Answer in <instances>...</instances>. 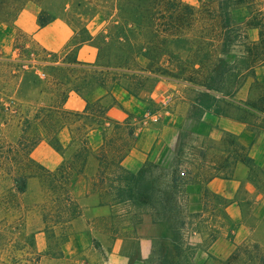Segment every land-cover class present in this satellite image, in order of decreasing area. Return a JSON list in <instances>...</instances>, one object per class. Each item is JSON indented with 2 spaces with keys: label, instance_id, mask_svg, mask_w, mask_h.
I'll use <instances>...</instances> for the list:
<instances>
[{
  "label": "rangeland",
  "instance_id": "374dc122",
  "mask_svg": "<svg viewBox=\"0 0 264 264\" xmlns=\"http://www.w3.org/2000/svg\"><path fill=\"white\" fill-rule=\"evenodd\" d=\"M89 1L52 0L44 10L53 18L48 25L32 34L16 30L12 47L8 45L7 52L0 51V264H115L110 255L113 249H117L119 257L127 259V264H207L208 261L216 264L205 253L212 236L232 240L235 227L225 219L223 200L204 193V179L210 173L230 171L232 159L227 152L234 150L231 145L233 139L225 135L220 142L212 143L206 138L200 141L199 121L194 117V100L198 97L199 88L169 78H161L159 82L165 79L185 86L180 88L171 84V89L160 93L159 101L153 100L154 104L146 107L161 121L172 115L181 129L172 149L165 151L157 162L149 160L160 166L147 175V180L158 177L151 185V193L155 187L165 183L168 174L175 169L177 174L184 173L180 177L185 180V185L177 188L175 209L153 223L150 253L147 256L143 254V249L149 248V244L144 247L138 240L135 225L143 214L151 219L152 210L148 205L125 201L105 212L101 218L91 217L93 233L81 243V252L72 256L62 254L63 244L85 224L86 216L79 218L82 207L78 201L86 192L90 179H94L103 164L106 165L105 177L109 179L108 173L113 171L110 159L114 160L131 143V138L125 134L124 124L116 129L105 124L106 130H103L93 121L88 127L84 124L90 115L85 120L62 114L57 116L59 130L56 138L59 139L58 133L64 127L69 132V142L61 144L58 140L59 145L50 138L46 139L52 134H45L35 125L37 122H33L34 114L52 105L55 99L48 90L53 77L41 51L60 54L68 42L74 44V33H78L77 39L85 27L91 35H96L103 31L112 17L105 20L108 8L99 6L102 3L108 5L110 0L107 3ZM23 9L27 18L35 12L38 16L42 11L32 1L27 2ZM230 18L235 33L228 39L233 43L229 64L239 67L240 43L246 40L237 34L243 31L249 41L255 40L256 36L253 29L245 27L247 13L244 8L233 11ZM234 55L236 58L232 57ZM263 81L264 67L256 69L253 79L248 78L245 84L235 79L229 89L230 95L226 97L230 100L229 106L222 103H216V106L229 116L249 122L264 134V115L245 104L255 100ZM236 87L238 89L234 91ZM165 97H170L171 102L163 110L159 103ZM93 99L91 96L90 100ZM39 136L43 140L31 147L30 143ZM69 166V170H64L69 171L70 180L62 190L56 179L63 167ZM43 170H48L50 175L42 176ZM259 171L253 170L258 190L264 188V176ZM162 173L167 175L161 177ZM20 175L26 176L23 192L18 190L20 182L16 181ZM65 194L68 201L64 200ZM103 196L104 200L109 199V194ZM97 197L92 203L98 201ZM237 197L243 200L241 208L245 225L253 227L261 212L259 206L252 204L244 190H240ZM88 214L89 217L93 215L92 212ZM253 244L248 241L236 245L244 248L235 256L234 247L232 256L228 258L230 264H256L258 255L250 248ZM245 248L256 258L249 260L248 254L244 253ZM259 250L264 253L260 247Z\"/></svg>",
  "mask_w": 264,
  "mask_h": 264
},
{
  "label": "trees",
  "instance_id": "16d2710c",
  "mask_svg": "<svg viewBox=\"0 0 264 264\" xmlns=\"http://www.w3.org/2000/svg\"><path fill=\"white\" fill-rule=\"evenodd\" d=\"M29 1L42 8L36 18L38 29L48 25L53 18L44 10L52 0H0V23L13 26L18 14ZM99 1L107 3L109 0ZM102 4L99 6L108 8L105 20L112 16L103 31L91 35L84 27L77 39L78 33H74V44L68 42L60 54L41 51L53 77L48 90L55 95V99L52 105L41 108L34 114L33 122H37L35 125L43 129L45 134H52L46 139L50 138L56 145H59L56 138L59 130L57 116L61 114L84 120L90 115L84 124L88 127L96 121L103 130H106L105 124L107 127L112 125L115 129L119 128L120 123L107 118V107L100 102L103 97L111 96L114 87L122 88L129 96L147 105L154 104L150 92L161 78L194 85L199 88L198 97L194 100V117L199 121L204 111L209 109H213L217 115H227L216 103L229 106L230 100L226 97L230 95L232 82L238 79L245 84L248 78L253 79L256 69L264 67V0H110L108 5ZM239 8L246 10L245 27L253 29L256 38L249 41L243 31L237 34L246 40L240 43V65L237 67L229 64L233 43L228 39L235 33L232 31L230 15ZM84 44L96 50L95 59L91 63L77 58L78 49ZM232 57L236 58L235 55ZM253 82L256 83V80ZM260 86L262 89L255 100L245 104L264 115V81ZM237 89L236 87L234 91ZM70 93H75L85 101L82 112L63 109ZM91 96H94L92 101ZM112 104H115L113 99ZM238 119L251 130H260L253 128L249 122ZM121 124L125 125L126 136L131 138L134 127L128 121ZM42 140L39 136L30 146L35 147ZM231 145L234 150L227 153L233 166L243 155V148L238 147L234 141H231ZM128 149L129 145L114 160L110 159L113 171L108 173L109 179L105 177L106 165L103 164L94 179H90V190L98 195L101 203L134 201L148 205L152 210L151 221L156 223L175 209L177 188L185 185V180L180 177L184 173L177 174L173 169L168 174L167 181L160 187L153 186L150 193L151 185L158 177L147 180V175L160 165L145 161L137 172L131 173L120 164ZM64 168L69 170L70 166L63 167L56 179L62 190L70 180V173ZM43 172L44 177L50 175L48 170ZM166 175L167 173L160 174L161 177ZM218 176L228 178L229 174L210 173L204 181ZM25 177L20 175L16 179L20 182V192L24 191ZM203 191L207 193L206 189ZM108 194L109 199L104 200L103 195ZM64 200H69L67 194L64 195ZM213 239L214 236L211 240ZM242 247L244 248L236 246L233 255L236 256ZM250 248L258 256L256 258L251 255L245 248L243 250L248 254V259L256 258V264H264V253L260 252L259 247L253 244ZM228 258L227 264H230Z\"/></svg>",
  "mask_w": 264,
  "mask_h": 264
},
{
  "label": "crops",
  "instance_id": "0c3cea01",
  "mask_svg": "<svg viewBox=\"0 0 264 264\" xmlns=\"http://www.w3.org/2000/svg\"><path fill=\"white\" fill-rule=\"evenodd\" d=\"M32 9V7H29ZM26 10L22 9L18 14L13 26H6L0 23V51L7 52L15 40L16 30L23 34L38 33L36 25V12L29 14L28 18L24 15ZM28 11V10H27ZM32 13V12H31ZM62 26H64L62 24ZM38 30V31H37ZM96 50L87 44L79 47L77 58L84 62H93ZM176 85L183 88L185 85L170 80H161L158 82L151 93L154 101H159L161 92L171 89L170 85ZM115 104L111 105V100ZM108 100V101H107ZM100 102L106 106L105 115L111 121L117 123L127 122L134 127L129 149L122 158L121 166L131 173L137 172L145 161L157 162L162 154L172 149L177 142V136L181 127L175 123L172 115L167 120L161 121L156 114H151L143 102L129 96L122 88L114 87L111 90V96L103 97ZM85 108V101L75 93H70L63 104V109L71 112H82ZM165 113V112H162ZM200 141L206 138L212 143L220 142L222 137L227 135L233 139L238 147L243 148L242 156L228 171V178L220 176L208 180L204 189L207 193L223 200V213L226 221L235 227L232 240H226L217 235L209 245L208 251L210 261L216 264H227V258L236 245L251 241L257 244L264 252V188L258 190L254 180L253 170H261L260 174L264 176V134L260 131H253L247 125L236 117L229 115L215 114L213 109L204 111L198 123ZM59 142L65 144L69 142V132L67 128H62L59 133ZM245 158V159H244ZM240 190H244L252 204L259 206L261 212L257 215V220L253 227H247L243 221L242 201L237 196ZM96 193L90 190L89 184L83 196L79 199L82 207V214L79 218L86 216L85 224L81 226L73 235L72 239L65 242L62 247L64 256L76 255L82 251L81 243L87 241L89 234L93 233L91 226L92 219L101 218L105 212L112 210L119 203H104L98 201L92 203ZM88 212H92L90 215ZM111 212V211H110ZM77 220V219H76ZM84 220V219H83ZM86 220L88 222H86ZM155 225L151 222L149 215L143 214L141 220L135 225L138 233V240L146 247L143 254L147 256L150 253V244L154 236ZM105 230V229H103ZM117 239L114 245L116 246ZM147 244V245H146ZM114 258L115 264H127V259L119 257L117 249L110 253ZM215 258V259H214ZM209 264V261L207 262Z\"/></svg>",
  "mask_w": 264,
  "mask_h": 264
},
{
  "label": "built area",
  "instance_id": "2783aa9c",
  "mask_svg": "<svg viewBox=\"0 0 264 264\" xmlns=\"http://www.w3.org/2000/svg\"><path fill=\"white\" fill-rule=\"evenodd\" d=\"M170 102H171V98L165 97L160 101L159 106L164 110L170 104Z\"/></svg>",
  "mask_w": 264,
  "mask_h": 264
}]
</instances>
